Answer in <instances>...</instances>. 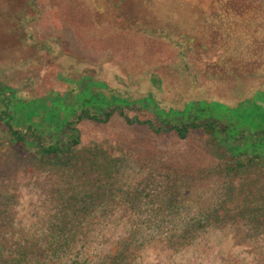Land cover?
I'll return each mask as SVG.
<instances>
[{"label": "trees", "instance_id": "trees-1", "mask_svg": "<svg viewBox=\"0 0 264 264\" xmlns=\"http://www.w3.org/2000/svg\"><path fill=\"white\" fill-rule=\"evenodd\" d=\"M130 3L142 15H121ZM97 5L124 29L178 48L192 86L222 85L238 101L223 102L221 90L216 100L201 91L182 110H165L152 96L113 94L84 77L73 89L76 102L56 97L48 103L0 81V155L17 166L40 163L60 176L47 193L37 188L42 202L30 223L29 215L17 217L19 202L6 188L11 180L0 183V264H134L146 246L178 254L228 227L241 231L236 236L244 242L238 245L249 248L252 264H264V245H258L264 238V0H98ZM136 108L147 116H130ZM113 118L183 141L199 135L219 149L220 168L231 180L223 181L206 209L193 206L177 181L118 185L117 158L78 149L79 124L105 125ZM195 207L191 218L169 212ZM153 228L167 232L165 238L147 237ZM106 236L117 241L106 247Z\"/></svg>", "mask_w": 264, "mask_h": 264}, {"label": "rangeland", "instance_id": "rangeland-1", "mask_svg": "<svg viewBox=\"0 0 264 264\" xmlns=\"http://www.w3.org/2000/svg\"><path fill=\"white\" fill-rule=\"evenodd\" d=\"M97 1L0 0V81L23 97L46 98L48 103L56 97L76 102L73 89L84 77L103 84L113 94L132 99L152 96L165 110H182L187 102L200 98L201 91L216 100L221 90L219 99L237 103L234 96L229 97L228 89H219L222 85L215 90L206 82L201 90L192 86L194 81L181 66L178 48L161 38L124 29ZM129 5L121 15L126 12L129 19L142 15L135 5ZM154 79L161 85L154 84ZM136 109L130 116H147L145 109ZM78 129L79 153L95 149L106 159L119 160L118 185H137L148 179L157 186L177 181L185 186L193 206L195 202L206 209L223 181L232 178L222 173L219 149L197 134L183 141L173 135H155L143 127L125 126L117 118L105 125L83 122ZM39 164L17 166L0 155V183L11 180L6 188L19 202L17 217L29 215V223L35 219L36 205L42 202L37 188L47 193L60 178ZM196 211L195 207L169 212L191 218ZM154 228L146 236L155 240H163L169 231L168 226L164 228L167 232ZM237 229L211 231L202 243L178 254L159 249L157 244L146 246L134 264H252L249 248L238 245L244 241L236 236L241 232ZM121 230L125 227L118 228ZM234 236L236 242L231 239ZM105 240L109 244L105 246L110 247L117 237ZM258 245L263 247L264 238Z\"/></svg>", "mask_w": 264, "mask_h": 264}]
</instances>
